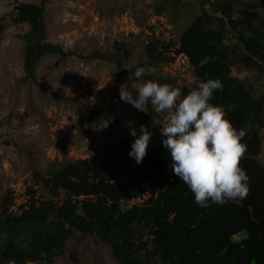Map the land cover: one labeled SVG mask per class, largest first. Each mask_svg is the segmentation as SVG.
<instances>
[{"label":"trees","instance_id":"obj_1","mask_svg":"<svg viewBox=\"0 0 264 264\" xmlns=\"http://www.w3.org/2000/svg\"><path fill=\"white\" fill-rule=\"evenodd\" d=\"M13 3L12 11L0 18V32L7 26L6 20L13 26L27 27L19 36L24 43L22 80L34 83L44 57L65 58L68 54L46 42V0ZM205 5L201 2L204 18H196L186 27L173 53L188 59L196 84L208 78L221 81L222 89L213 93L210 102L220 106L225 119L245 133L240 142L246 151L239 166L249 177L246 196L223 204L209 202L202 208L172 174L162 138L156 148L147 146L138 165L128 156L130 143L121 140L116 146H107L100 161L60 164L43 180L52 200H32L19 216L4 215V207L0 264H53L52 257L63 256L64 244L74 233L80 240L94 235L109 245L116 264H264V169L257 158L259 131L264 128V97L253 99L246 83L231 76L237 65L258 74L264 72V4L226 0L214 8L221 18L209 16ZM213 19L216 29L209 28ZM225 33L231 41L228 45L224 44ZM169 47L150 41L144 47L146 65L154 68L172 62L174 58L167 56ZM115 48L114 54L91 57L120 69L127 52L123 46ZM238 48L241 55L235 53ZM144 78L173 85L168 79ZM179 88L182 94L190 91ZM157 118L148 107L141 124L153 132L152 119ZM145 194L149 196L140 205L126 207ZM238 236L242 238L234 240Z\"/></svg>","mask_w":264,"mask_h":264},{"label":"rangeland","instance_id":"obj_2","mask_svg":"<svg viewBox=\"0 0 264 264\" xmlns=\"http://www.w3.org/2000/svg\"><path fill=\"white\" fill-rule=\"evenodd\" d=\"M225 1L46 0L43 12L46 42L59 46L68 56L44 57L36 69L34 83L22 80L24 43L19 36L28 29L6 20L7 26L0 32V219L5 206L4 215L19 216L32 200L38 203L52 200L43 180L60 164L82 159L100 161L107 146H116L121 140L132 142L126 122L131 121L138 132L146 106L140 111L121 102L118 94L121 84L125 83L135 94V84L151 75L191 90L197 82L193 69L184 55L173 53L178 48V37L196 18H204L201 2H206L204 10L209 16L221 18L214 8ZM258 2L264 4L263 0ZM13 5V0H0V18L7 16ZM217 26L213 19L209 28ZM155 40L170 45L167 56L174 60L153 68L145 63L144 47ZM230 42L225 33L224 44ZM115 45L123 46L127 52L120 69L111 62L91 57L114 54ZM235 53L241 55V48ZM136 67H143L145 74L139 81L127 80ZM231 76L246 83L253 99L264 97V72L258 74L237 65L231 69ZM157 115L161 119L163 113ZM101 117H110L111 123L97 132L94 126ZM152 128L155 130L148 146L156 148L161 138L159 126ZM259 134L257 158L264 169V128ZM148 196L145 194L126 207L140 205ZM53 261V264H116L109 245L94 235L80 240L78 233L65 242L63 256H53Z\"/></svg>","mask_w":264,"mask_h":264},{"label":"clouds","instance_id":"obj_3","mask_svg":"<svg viewBox=\"0 0 264 264\" xmlns=\"http://www.w3.org/2000/svg\"><path fill=\"white\" fill-rule=\"evenodd\" d=\"M144 74L143 67H136L127 80L139 81ZM222 87L218 78H208L185 94L179 87L154 80L136 83L135 94L125 83L118 88L121 102L140 111L146 106V110L150 107L156 114L163 113L161 119H152V126H159L172 174L187 186L202 208L209 202L223 204L243 199L248 191L249 177L239 166L246 151V145L240 142L245 133L235 129L225 119L224 110L210 102L213 93ZM110 123V117H101L94 130L102 131ZM126 125L133 137L128 156L138 165L146 155L152 132L143 124L138 132L131 121Z\"/></svg>","mask_w":264,"mask_h":264}]
</instances>
